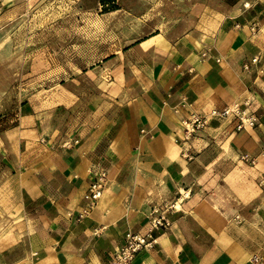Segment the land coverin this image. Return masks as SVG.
Wrapping results in <instances>:
<instances>
[{"label": "crops", "instance_id": "0c3cea01", "mask_svg": "<svg viewBox=\"0 0 264 264\" xmlns=\"http://www.w3.org/2000/svg\"><path fill=\"white\" fill-rule=\"evenodd\" d=\"M29 1L0 0V28ZM151 1L102 13L82 106L0 103V264H110L161 214L134 264H264V0H213L194 24L190 0L177 17ZM233 104L254 127L210 114ZM191 113L209 120L187 138Z\"/></svg>", "mask_w": 264, "mask_h": 264}, {"label": "rangeland", "instance_id": "374dc122", "mask_svg": "<svg viewBox=\"0 0 264 264\" xmlns=\"http://www.w3.org/2000/svg\"><path fill=\"white\" fill-rule=\"evenodd\" d=\"M187 1L153 0L149 14L177 17L191 9ZM190 1L193 24L207 7H215L213 0ZM145 4L125 0L127 8L136 11L134 16ZM107 8L100 0L27 2L0 28V103L15 109L31 101L38 110L82 106L97 90L88 63L108 37L102 15Z\"/></svg>", "mask_w": 264, "mask_h": 264}, {"label": "built area", "instance_id": "2783aa9c", "mask_svg": "<svg viewBox=\"0 0 264 264\" xmlns=\"http://www.w3.org/2000/svg\"><path fill=\"white\" fill-rule=\"evenodd\" d=\"M258 57L252 59L256 62ZM245 69L250 68V64L244 65ZM212 115H220L221 117L235 116L238 119L236 124L237 130L248 129L254 127L257 117L252 113H248L247 110L241 109L239 105H228L220 110H212ZM209 115L201 113H191L189 116L183 119L184 131L187 138L195 135L202 130L208 123ZM240 159L251 164H255L257 157H254L251 153H243ZM107 172L101 171L97 174L96 178L92 182L89 193L87 194L88 204L90 208H93L100 200L101 196L107 185ZM151 228L145 234L142 233H128L125 238V244L115 251L114 257L110 264H134L136 255L143 249L148 248L153 243L152 232L155 228L168 227L170 225L169 219L166 215L161 214L159 216L151 217Z\"/></svg>", "mask_w": 264, "mask_h": 264}, {"label": "trees", "instance_id": "16d2710c", "mask_svg": "<svg viewBox=\"0 0 264 264\" xmlns=\"http://www.w3.org/2000/svg\"><path fill=\"white\" fill-rule=\"evenodd\" d=\"M100 2L104 5H108V8L105 11L115 10L118 7L117 0H100Z\"/></svg>", "mask_w": 264, "mask_h": 264}]
</instances>
